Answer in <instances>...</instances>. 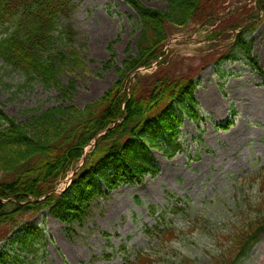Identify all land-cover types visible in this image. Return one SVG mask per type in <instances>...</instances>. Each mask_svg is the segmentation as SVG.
Here are the masks:
<instances>
[{"label": "trees", "instance_id": "trees-1", "mask_svg": "<svg viewBox=\"0 0 264 264\" xmlns=\"http://www.w3.org/2000/svg\"><path fill=\"white\" fill-rule=\"evenodd\" d=\"M123 1L140 19L137 50L124 60L113 86L80 107L73 104L74 82L66 84L61 78L66 69L88 70L76 46L80 31L73 17L78 4L0 0V62L21 72L26 83L39 80L46 87H56L64 101L34 112L25 121L0 106V264H39L44 258L45 231L28 221L29 214L49 210L67 227H83L105 189L142 183L147 175L159 174L153 149L169 158L183 152L184 118L203 119L194 92L196 74L206 65L244 60L264 84L252 37L264 20V0H252L228 13L223 12L228 0H169L166 9L140 0ZM204 22L213 28L202 66L192 72H172L164 48L173 30ZM154 62L159 63L156 72L132 77ZM77 167L70 184L58 191ZM259 190L258 195H245L246 208L236 211L218 238L209 234L217 249L206 264H241L249 257L264 236V187ZM169 199L188 201L173 193ZM162 215L164 228H148L150 234L159 235V242L123 264H198L182 253H165L185 227L169 221L165 212ZM183 215L190 232L200 230L198 216L191 219L185 211Z\"/></svg>", "mask_w": 264, "mask_h": 264}, {"label": "rangeland", "instance_id": "rangeland-1", "mask_svg": "<svg viewBox=\"0 0 264 264\" xmlns=\"http://www.w3.org/2000/svg\"><path fill=\"white\" fill-rule=\"evenodd\" d=\"M73 1L78 4L73 20L80 31L76 46L88 70L66 69L61 78L66 84L74 82L73 104L84 107L113 86L124 60L136 52L140 19L123 0ZM140 1L156 9H166L169 3ZM251 1L228 0L223 12ZM207 37L208 29L195 23L175 28L166 43L172 72L187 73L202 66L203 52L209 46ZM252 37L264 69V20ZM196 75L194 95L203 119L184 118L180 126L183 152L169 158L153 149L160 170L157 176L147 175L142 183L116 190L105 189L83 227H67L49 210L26 217L45 231L47 246L39 264H123L134 260L139 250L159 242V235L150 234L148 228H164L163 212L169 221L185 227L177 241L165 247V253H182L198 264L208 262L217 249L209 234L218 238L236 211L246 208L245 195H258L264 187V84L262 76L244 60L208 64ZM63 102L56 87H46L39 80L26 83L21 72L0 62V106L11 117L25 121L34 112ZM66 185V180L61 182L58 191ZM170 193L188 201L170 200ZM237 199L244 204H238ZM184 211L192 214L191 219L199 217V231L187 229ZM241 264H264V236Z\"/></svg>", "mask_w": 264, "mask_h": 264}, {"label": "water", "instance_id": "water-1", "mask_svg": "<svg viewBox=\"0 0 264 264\" xmlns=\"http://www.w3.org/2000/svg\"><path fill=\"white\" fill-rule=\"evenodd\" d=\"M98 138H96V141H97Z\"/></svg>", "mask_w": 264, "mask_h": 264}]
</instances>
